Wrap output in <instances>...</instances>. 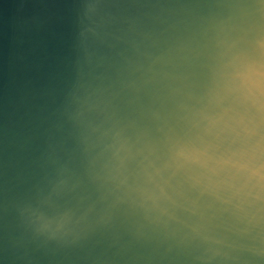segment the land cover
Segmentation results:
<instances>
[{"label":"clouds","instance_id":"9594fccd","mask_svg":"<svg viewBox=\"0 0 264 264\" xmlns=\"http://www.w3.org/2000/svg\"><path fill=\"white\" fill-rule=\"evenodd\" d=\"M19 7L0 264H264V0Z\"/></svg>","mask_w":264,"mask_h":264},{"label":"water","instance_id":"95a60500","mask_svg":"<svg viewBox=\"0 0 264 264\" xmlns=\"http://www.w3.org/2000/svg\"><path fill=\"white\" fill-rule=\"evenodd\" d=\"M21 0H0V26L11 23L20 14Z\"/></svg>","mask_w":264,"mask_h":264}]
</instances>
